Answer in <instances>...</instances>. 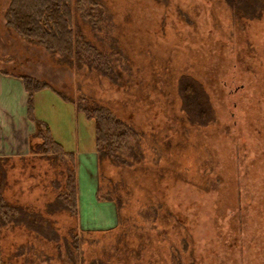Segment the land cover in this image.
<instances>
[{"label":"rangeland","instance_id":"rangeland-1","mask_svg":"<svg viewBox=\"0 0 264 264\" xmlns=\"http://www.w3.org/2000/svg\"><path fill=\"white\" fill-rule=\"evenodd\" d=\"M78 1L75 30L105 74L19 35L0 0V69L48 83L35 116L82 161L78 214L47 210L68 155L2 162L0 196L50 226H0V264H264V0H94L97 24ZM77 101L139 135L98 157Z\"/></svg>","mask_w":264,"mask_h":264},{"label":"trees","instance_id":"trees-1","mask_svg":"<svg viewBox=\"0 0 264 264\" xmlns=\"http://www.w3.org/2000/svg\"><path fill=\"white\" fill-rule=\"evenodd\" d=\"M93 3H95L94 0H79L77 9H79L84 18L86 17V20L97 24L98 19L95 16L97 14L95 9L97 8L94 9L95 5ZM73 6V0H11L7 14L8 24L19 35L37 42L50 51H59L69 56L77 68L81 69L86 66L91 70L96 69L105 74L112 67L108 66L109 69L105 67L101 63L102 57H106L105 54L94 43L76 32L73 22ZM245 7L250 11L255 9L253 4L249 6L246 3ZM106 61L109 60L107 59ZM21 77L29 93V113L33 116L35 94L49 85L47 82L30 75L23 74ZM76 107L78 112L84 113L87 119L94 123L96 153L100 158L105 154H110L113 157V154H117L121 150L120 148L139 135L132 123L119 117L108 108L89 106L78 101L76 102ZM34 119L36 120V131L33 137L39 136L42 140L36 144L37 150L31 144L33 151L46 155L53 154L57 158H65L67 157L65 155H68L71 165L68 168L64 189L60 191L55 201L48 204L47 210L55 212L56 210L70 209L74 214H78L79 176L77 154L74 152L66 153L62 144L53 138L47 124L36 119L35 116ZM199 121L206 123L205 120ZM99 193L100 189L98 188L96 195L101 199ZM17 213L19 215H16ZM22 214L28 215V218H24ZM11 221L17 224L25 223L28 228L32 227L41 233H45V228L50 226V221L43 214L31 211L24 206L7 203L0 196V226ZM80 240L77 236L73 238L77 251L80 248ZM97 262L99 263L100 261H94L96 264Z\"/></svg>","mask_w":264,"mask_h":264},{"label":"crops","instance_id":"crops-1","mask_svg":"<svg viewBox=\"0 0 264 264\" xmlns=\"http://www.w3.org/2000/svg\"><path fill=\"white\" fill-rule=\"evenodd\" d=\"M22 75L0 69V164L8 159L24 158L34 153L31 144L36 131L35 110L34 115H30L29 93ZM78 162L82 163L81 158ZM80 194L79 191V199Z\"/></svg>","mask_w":264,"mask_h":264}]
</instances>
